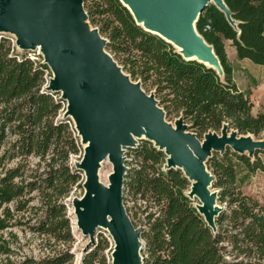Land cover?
Listing matches in <instances>:
<instances>
[{"label": "trees", "instance_id": "16d2710c", "mask_svg": "<svg viewBox=\"0 0 264 264\" xmlns=\"http://www.w3.org/2000/svg\"><path fill=\"white\" fill-rule=\"evenodd\" d=\"M224 3L237 29L212 4L195 23L222 75L183 58L171 44L145 31L119 0H98L87 9L93 23L98 17L107 47L125 57L130 76L154 90L165 118L182 117L199 140L208 132L219 133L224 124L239 135L264 131V114H252L251 92L235 84L225 49L230 41L237 60L264 67V0ZM46 68L19 57L0 38V264H109L100 254L108 245L105 239L84 250L79 260L72 252L75 237L65 200L81 185V172L71 164L81 145L70 120L59 116L62 101L44 89ZM259 153L264 151L251 158L226 148L207 161L218 201L226 204L213 230L187 196L191 183L182 171L165 169L164 152L151 143L134 149V167L124 176L123 194L129 190L146 205V229L140 234L147 255L140 250L143 264H264V204L240 190L247 179L264 171ZM30 159L36 160L34 165ZM34 200L39 205L29 206ZM28 215L36 218L34 224L27 223ZM22 226L61 249L38 259L10 261L1 233Z\"/></svg>", "mask_w": 264, "mask_h": 264}, {"label": "water", "instance_id": "95a60500", "mask_svg": "<svg viewBox=\"0 0 264 264\" xmlns=\"http://www.w3.org/2000/svg\"><path fill=\"white\" fill-rule=\"evenodd\" d=\"M145 31L159 36L187 60H196L222 75L214 51L197 33L195 23L209 4L224 13L235 28L224 0H119ZM82 0H0V33L13 34L23 51L39 49L53 74L46 91L60 93L66 114L77 125L83 157L76 169L84 173V195L74 199L76 226L92 239L106 230L113 242L111 264H143L140 230L123 204L124 150L145 139L166 155L165 169L180 170L191 183L187 196L207 225L216 230L215 218L223 211L206 163L214 153L254 156L264 143L238 140L224 124L220 134L208 132L200 141L182 117L174 126L153 97L123 77L105 54L106 41L85 24ZM112 165L109 186L99 183V162Z\"/></svg>", "mask_w": 264, "mask_h": 264}, {"label": "rangeland", "instance_id": "374dc122", "mask_svg": "<svg viewBox=\"0 0 264 264\" xmlns=\"http://www.w3.org/2000/svg\"><path fill=\"white\" fill-rule=\"evenodd\" d=\"M98 0H82V5L84 8V11L87 14V9L92 8ZM85 24L88 25L90 31H97L102 39L106 41V46L104 49L105 54H107L113 63L117 66V68L120 70V73L123 75V77L127 78L129 82L135 85H139L140 89L149 97H153L159 108L162 109V105L159 103L158 98L155 96V92L152 88L142 83V81L139 78H132L128 72V66L124 64L125 57L121 54H116L113 51H111L107 47V38L105 34L100 33V25H99V19L98 17H95L94 23L89 20V17L87 15V20L85 21ZM0 38H6L12 45V47L15 49L16 54L21 57L22 55L30 58L31 60H34L36 62H39L40 64L43 63V56L40 53L39 49H35L32 51H23L20 48L16 46V37L13 34L9 33H0ZM46 65V64H44ZM233 80L237 87L242 91H250V99L253 103V109L252 114L254 116L258 114H264V67L254 65L248 60H234L233 61ZM46 69H44V79H45V85L44 89L49 85V81L53 78V74L51 70L46 65ZM56 99H60V93H55ZM62 101V108L60 110V118L61 119H69L70 120V128L74 130V134L78 137L79 143H80V137L77 135V125L74 122V120L71 117H68L66 114V106L67 103L63 100ZM166 121L174 126L175 120L174 118H165ZM192 133L191 130H188ZM217 134H220L217 133ZM248 136L249 141L251 142H258V143H264V131L260 133L257 136L246 134V135H240L239 137ZM203 138L200 139L202 141ZM145 143H151L145 139H137L136 145L133 148H126L124 150V166L127 168V171L134 167L133 165V150L137 147L144 145ZM153 145V143H151ZM81 145V144H80ZM219 154V153H218ZM221 155V154H219ZM246 155H248L246 153ZM213 156V155H212ZM83 157V146L81 145V150L77 155L71 156V164L76 168V164L80 163L81 159ZM252 156L251 158H253ZM257 157L261 160L264 166V154L259 153ZM36 162L35 159H30V163L34 165ZM208 170V169H207ZM80 171V170H79ZM99 171L103 176H109L112 173V165L108 160H105V162L100 166ZM126 171V173H127ZM80 175V188L73 191V193L65 200L66 201V215L69 218L70 222V228L71 231L75 237V242L72 246V252L75 253L77 256V259L81 257L84 250L90 248L92 245L97 246L101 245V240L105 239L108 243L107 247H103L100 250V254L105 256L107 258V262L111 264V253L113 248V242L111 240V237L109 233L104 229H97L95 231V235L92 239H90L88 236H84L82 232L77 228L76 226V216L74 213V206H73V200L74 199H81L84 195L85 191L82 187V184L85 180L84 173L82 171ZM208 172L211 174V172L208 170ZM213 176V175H212ZM214 180L211 184L210 192L213 194V192L217 193V204L220 208H225L226 204L219 203L218 201V193L219 189L214 188ZM240 190L250 196L256 197L259 201H261L264 204V171L256 172L253 176H251L249 179H247L243 184H241ZM198 200L194 199L193 204L196 206L198 204ZM123 204L125 207V210L127 212V215L129 216L130 221L132 222L133 226L135 228H138L140 230V234L146 229L145 226V203L141 202L137 197H134L133 194L126 190L125 194H123ZM39 205L37 200H34L32 203H30L29 206H35L37 207ZM12 207V205H10ZM33 216L34 214L31 213ZM29 216V215H28ZM27 216V217H28ZM30 220L27 221L29 224H34L36 221V218L29 216ZM1 236L3 240L7 243L11 255L9 256L10 261L19 262L23 260L24 258H33L38 259L43 256L51 255L54 251H58L60 248L59 245H48L46 239L38 236L37 234L32 233L29 231V229L26 226L22 227H13L10 229H6L1 233ZM141 242V249L142 252L145 249V241L140 238ZM104 246V244H102ZM143 254L140 253L141 258ZM144 257H147L144 251Z\"/></svg>", "mask_w": 264, "mask_h": 264}, {"label": "bare ground", "instance_id": "6f19581e", "mask_svg": "<svg viewBox=\"0 0 264 264\" xmlns=\"http://www.w3.org/2000/svg\"><path fill=\"white\" fill-rule=\"evenodd\" d=\"M140 25H143L142 23H140ZM176 50L177 51H182L180 48H176ZM238 140H240V139H242V140H247L248 141V139H249V137L248 136H243V137H238L237 138ZM105 161H103V162H99V164H100V166L104 163ZM97 177H98V181H99V183L100 184H102V185H104V186H109V184H110V179H111V174L109 175V176H103L102 174H101V172L100 171H98L97 172ZM215 207H217L216 205H215ZM77 222V221H76Z\"/></svg>", "mask_w": 264, "mask_h": 264}, {"label": "crops", "instance_id": "0c3cea01", "mask_svg": "<svg viewBox=\"0 0 264 264\" xmlns=\"http://www.w3.org/2000/svg\"><path fill=\"white\" fill-rule=\"evenodd\" d=\"M225 49L227 52V56L229 61L233 64V61L236 60V51L232 47V43L230 41H225Z\"/></svg>", "mask_w": 264, "mask_h": 264}]
</instances>
